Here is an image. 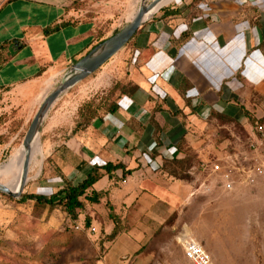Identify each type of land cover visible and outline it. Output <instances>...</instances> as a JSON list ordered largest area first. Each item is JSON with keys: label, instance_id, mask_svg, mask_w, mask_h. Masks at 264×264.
<instances>
[{"label": "rangeland", "instance_id": "rangeland-1", "mask_svg": "<svg viewBox=\"0 0 264 264\" xmlns=\"http://www.w3.org/2000/svg\"><path fill=\"white\" fill-rule=\"evenodd\" d=\"M152 1L93 0V18L98 17L93 26L100 25L111 38L115 31L118 33L131 23L141 4ZM172 1L164 2L161 7ZM95 3H100V6L95 7ZM82 29L84 32L88 30V36L83 37L84 43L90 41L91 25ZM126 46L99 70L55 100L47 113V123L37 136L40 152L31 163L28 162V181L23 193L50 194L64 186L67 177L78 182L93 163L99 162L97 157L106 161V156L110 155L109 147L124 151L122 148L135 144L131 132H124L125 125L115 119L114 130L118 136L108 145L105 135L93 126L77 134L81 150L61 147L53 155H48L52 144L46 140L51 129H56L54 136L58 139L61 134L58 129L70 127L79 107L85 102L106 96L127 62L125 57L129 52ZM84 54L74 59L68 71ZM3 75L14 79L10 68ZM62 79L46 92L41 91L48 87L46 76L29 85L30 88L24 92H0V183L7 185L9 177L3 174V166L22 148L39 107ZM242 93L251 102L247 103L243 97L242 101L231 103L235 109L233 112L237 114L235 121L212 117L203 119L201 116L205 115L208 107L197 112L199 117L195 114L187 120L188 133L183 143L185 152H181L179 157L189 155V161L176 167L182 178L166 176L170 179V185L165 182L169 188L164 184L152 189L161 198L172 192L175 209H167L162 202L147 208L149 201L146 204L142 202L139 213L144 216L143 221L147 225L130 228L115 242L108 241L104 234L89 239L78 236L74 226L81 223L80 215L72 219L64 207L38 212L31 202L17 201L23 193L15 198L0 192V264H63V257L59 254L63 247L66 249V264L81 259L86 260L83 264H95L93 240L98 246L97 259H104L107 264H192L185 255L183 237L201 242L216 264H264V145L258 139V128L264 123L257 122L264 115V93L253 89ZM121 115L125 117L123 111L113 117L121 119ZM60 142L64 144V140ZM55 143L58 141H54L53 145ZM141 148L135 149L138 156L151 164L148 161L151 160V153L144 146ZM124 154L127 153L124 151L121 155ZM82 161H85L87 169L80 172L76 165ZM259 167L263 169L262 173L258 171ZM145 168L140 171L142 174L144 171L152 173L150 166ZM120 177L121 172H118L113 181L120 182ZM136 177L137 174H133L130 180L136 182ZM110 183L109 177L103 175L94 188H107ZM227 183L231 184V188L226 187ZM143 184L150 185L148 182ZM137 192L131 193L128 202L134 200ZM146 208L147 213L143 215L141 211ZM169 210L168 220L160 226L157 219L166 216Z\"/></svg>", "mask_w": 264, "mask_h": 264}, {"label": "crops", "instance_id": "crops-1", "mask_svg": "<svg viewBox=\"0 0 264 264\" xmlns=\"http://www.w3.org/2000/svg\"><path fill=\"white\" fill-rule=\"evenodd\" d=\"M95 4V7L100 6V3ZM169 5L168 9L160 11V8L149 17L139 27L136 37L125 47L129 52L125 57L127 62L117 81L136 85V92L130 97L117 94L116 101L120 109L102 120L94 119L90 126L105 135L108 145L118 136L114 130L115 119L125 125V128L122 127L124 132H131L135 144L132 147L124 145L127 147L122 150L126 155H121L124 151L115 146L116 150L109 147L110 155L106 157L109 159L113 156L110 160L96 158L99 162L95 163L101 165L108 161H121L126 170L131 172L124 173L119 169L112 175L103 174L111 180L109 186L99 190L94 188L98 182L93 186L92 190L107 191V196L98 203H86L79 210L82 214L78 211L81 223L74 226L78 236L89 239L97 234L108 236L113 231L114 223L109 216L108 202L120 216L123 228L111 243L130 228L147 225L143 221L144 216L139 213L142 202L146 204L149 201L147 208L162 202L167 209H173L172 192L161 198L152 189L164 184L169 188L165 182L169 184L170 179L161 176L156 169L162 164L163 158L172 157L175 145L187 135V120L195 114L199 117V110L204 107H208V111L201 116L203 119L208 118L211 109L236 116L231 103L242 101L243 97L247 103L251 102L243 91L253 89L264 93V53L259 48L264 43V0H173ZM95 19L98 17L93 18V0H0V92H24L30 88L29 85L44 76L47 77L48 87L41 91L50 90L65 76L74 59L83 53L86 56L94 45L110 37L100 25L93 26ZM67 22V25L54 32L44 33L47 27ZM85 25H91L92 38L84 43L83 37L88 36V30L84 32L82 29ZM82 58L80 56L78 59ZM9 68L14 79L3 75ZM184 78L193 87L190 95L194 98L189 102L180 92ZM157 108L159 110L155 112ZM178 109L180 113L171 114ZM120 111L125 114V117L121 115L125 120L113 117ZM153 113L160 126H165L161 135L163 144L158 147L155 146V128L150 122ZM46 117L42 128L47 123ZM76 119L70 127L58 129L61 133L59 140L54 136L56 129L47 132L46 140L52 144L48 148V155H53L61 147L72 151L82 149L76 136L90 127L71 135ZM53 140L58 143L53 145ZM63 140L64 144L60 142ZM69 144H72L71 147H67ZM141 146L147 150L156 148L157 156L148 160L151 164L140 159L135 151L136 147L142 149ZM80 163L76 165L80 172L87 169L86 164L80 169ZM146 165L150 166L152 173L140 172ZM118 172H121L120 182L113 181ZM133 174H137L136 182L130 180ZM146 182L150 185H142ZM135 190L138 192L134 200L128 202L127 198ZM147 208L141 211L143 215H146ZM170 212L165 214L167 217L162 215L160 220L157 219L160 226L165 225ZM86 219L90 222L89 226L85 224ZM98 253V246L93 240L95 263L99 260ZM59 254L63 257V264H66L65 247ZM79 261L68 262L83 264L86 260ZM102 261L107 264L104 259Z\"/></svg>", "mask_w": 264, "mask_h": 264}, {"label": "trees", "instance_id": "trees-1", "mask_svg": "<svg viewBox=\"0 0 264 264\" xmlns=\"http://www.w3.org/2000/svg\"><path fill=\"white\" fill-rule=\"evenodd\" d=\"M15 0H7V2H11ZM169 4L161 7L160 11L166 10L169 8ZM176 13V11H175ZM67 23H60L55 24L51 27H47L44 31L45 34H49L58 30L59 28L67 25ZM139 30V28H138ZM132 36V38L124 45L126 46L133 38L136 37L137 32ZM115 34L117 31L114 32ZM103 41L99 42L98 44L94 45L93 48L89 51L91 52L97 45L101 44ZM264 53V43H262L259 47ZM88 52V53H89ZM99 70V69H98ZM96 71V70H95ZM94 71V72H95ZM91 73L90 75H92ZM137 90V86L130 83V82H121L117 81L108 91L106 96L101 98H93L83 104L82 107L78 109V118L74 126L71 129V135L76 134L79 131H86L93 123L94 119L99 118L103 119L107 115H113L120 109V104L116 101V94L125 95V96H132ZM193 90L192 85L190 82L184 78L180 84V92L182 95L185 96L186 100L189 102L191 98L190 92ZM240 106V105H239ZM241 107V106H240ZM242 108V107H241ZM195 109V108H194ZM159 109H155L157 112ZM248 112V111H247ZM246 112V113H247ZM180 113L178 109L175 112H171L172 115H176ZM209 118H217L223 119L224 121L230 120L235 121L236 117L234 115L228 114L226 112H220L215 109H211L209 112ZM264 123V115L257 122ZM150 122L154 125V138H155V146H162V133L165 130V126H160V124L155 119V114L153 113L150 117ZM186 139V136H183L181 141L175 145V150L172 153V157L169 159H163L162 164L156 169V171L161 176L173 177L177 179H181L179 171H177L176 167L183 165L184 163H188L189 155L184 157H179L181 152H185L183 149V143ZM168 146V148H171ZM174 147V146H173ZM151 153L150 158L154 159L158 152H156V148L149 150ZM85 162L82 161L78 167L80 169L84 168ZM121 169L124 173H130V170H126L125 164L120 162L113 163L111 161L106 162L105 164H98L94 163L92 165L91 171L80 181L74 182L73 179H66L65 185L58 190L46 194V193H23L20 198L17 199L19 203H26L31 202L33 207L38 210V212L43 211L45 209L51 210L56 209L59 207H64L66 212L71 216L72 219L78 218V211L85 207L86 203H98L101 199H106L107 191H95L92 190L93 186L100 180L101 176L104 174L112 175L113 172ZM109 208V216L114 223L113 231L107 236L108 241H113L117 235L123 231L121 226V218L120 216L115 213L113 206L110 202L107 203ZM89 220L86 219V226H89Z\"/></svg>", "mask_w": 264, "mask_h": 264}, {"label": "water", "instance_id": "water-1", "mask_svg": "<svg viewBox=\"0 0 264 264\" xmlns=\"http://www.w3.org/2000/svg\"><path fill=\"white\" fill-rule=\"evenodd\" d=\"M161 1L162 0H153L149 4H141L136 16L126 28L116 33L108 40H105L101 44L97 45L91 52H89L85 57H83L80 61H78L71 67V69L63 77L58 87L45 98V100L39 107L24 137V146H28L33 141L34 137L36 135H39L43 121L55 100L61 94L68 91L71 87L77 84L79 81L83 80L99 67H101L108 59H110V57H112L117 51H119L132 38L138 28L147 20H144L143 17ZM104 45H106V48L100 53L99 50ZM27 175L28 163L26 162L20 188L14 192L10 190L6 185L0 183V192L18 198L23 193L24 186L28 181Z\"/></svg>", "mask_w": 264, "mask_h": 264}, {"label": "bare ground", "instance_id": "bare-ground-1", "mask_svg": "<svg viewBox=\"0 0 264 264\" xmlns=\"http://www.w3.org/2000/svg\"><path fill=\"white\" fill-rule=\"evenodd\" d=\"M166 1L168 0H162L149 13H147L143 17V19H148L154 12H156L161 7V4ZM105 48L106 45L102 46L99 52L101 53L103 50H105ZM37 136L38 135L34 137L33 141L28 146L22 145V148L16 154L13 155V157L8 163L3 166V174L9 177L6 186L14 192L20 188L26 162L31 163V161L35 159L37 157V154L40 152V142L37 139Z\"/></svg>", "mask_w": 264, "mask_h": 264}, {"label": "built area", "instance_id": "built-area-1", "mask_svg": "<svg viewBox=\"0 0 264 264\" xmlns=\"http://www.w3.org/2000/svg\"><path fill=\"white\" fill-rule=\"evenodd\" d=\"M258 139H260V144L264 145V125H260L258 128ZM164 148L166 149V147ZM258 171L262 173L263 169L259 167ZM226 187L231 188V184L227 183ZM76 228L78 229L79 227L76 226ZM91 230L92 232L95 231L94 228ZM181 239L185 255L192 264H216L208 250L201 242L189 237H183ZM95 264H104V262L102 259H99Z\"/></svg>", "mask_w": 264, "mask_h": 264}]
</instances>
